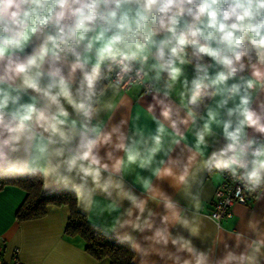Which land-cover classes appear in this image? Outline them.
Wrapping results in <instances>:
<instances>
[{"label":"clouds","instance_id":"9594fccd","mask_svg":"<svg viewBox=\"0 0 264 264\" xmlns=\"http://www.w3.org/2000/svg\"><path fill=\"white\" fill-rule=\"evenodd\" d=\"M185 65L194 70L191 80L184 78ZM133 72L138 78L151 73L148 112L155 117L159 107L163 121L156 119V134L148 138L127 136L123 121L106 127L98 119L112 109L103 100L101 82L115 73V89ZM178 83L187 104L184 117L171 99ZM260 92L264 0H0V178L39 177L44 190L73 193L85 213L98 204L97 195L103 196L110 204L99 214H119L97 230L126 244L140 264H153L152 256L166 264L264 260L260 222L249 219L255 239L236 233L235 247L243 242L244 251L221 240L225 253L213 259L170 230L175 225L169 213L191 237L199 234L194 220L181 216L185 210L178 201L160 189L166 214L156 225L159 214L149 207V197L126 188L123 178L132 164L151 166L161 149L164 122L181 138L180 126L191 123L196 144L194 152L187 149L188 163L170 156L160 162L158 179L183 187L193 200L199 199L200 192L192 189L205 170L227 172L250 192L264 187V100L256 99L253 107ZM216 97L215 107H206ZM213 124L225 143L193 171L191 164L216 135ZM246 129L259 138H249ZM155 190L147 185L149 193ZM124 201L129 206L121 211Z\"/></svg>","mask_w":264,"mask_h":264},{"label":"crops","instance_id":"0c3cea01","mask_svg":"<svg viewBox=\"0 0 264 264\" xmlns=\"http://www.w3.org/2000/svg\"><path fill=\"white\" fill-rule=\"evenodd\" d=\"M30 50L29 48L27 51ZM149 63H152V61L150 60ZM184 71V78L191 80L194 75L192 66L185 65ZM144 77L151 83V73ZM156 86L159 87L160 85ZM103 88L105 89L103 100L112 104V109L101 112L98 118L104 121L106 127H111L112 124L123 121V130L129 137L143 135V137L148 138L156 134L158 127L156 119L162 121L160 109L159 107L156 108V118L148 112V105L153 103V98L151 94L147 95V92H142V86L139 83H131L125 88L117 85L114 89L113 82L106 81L103 84ZM181 91V85L178 83L172 91L171 99L174 108L179 109L180 117H184L187 104L186 100L181 99ZM24 99L27 100L28 97ZM219 99L220 97H216L207 101L206 107L214 108ZM256 99L264 100V92L258 93L257 97L254 98L253 107L256 106ZM181 104L185 106V109L180 106ZM200 111L206 117L205 107H202ZM222 115L223 113L220 111V116L222 117ZM163 127L161 149L152 159L151 166L148 168L137 164L128 166L123 173L125 187L131 188L137 195L145 193L149 197V207L159 214L156 217V225L160 224V216L166 214L163 205H159L161 200L164 199L160 189L170 195L175 201H178L180 207L185 210V212L181 213V216L186 215L190 221L194 220L195 224L198 225L199 234L197 237H191L177 223L179 218L171 213L168 214V220L170 224L175 226L170 230L174 235L180 233L186 238H190L199 250L209 251L213 259L220 258L225 253L224 243L220 242L221 240L226 241L230 248L238 253L244 251L243 242H241L239 248L235 247V236L237 232H240L244 233L248 239H255V235L249 229V219L264 225V187L258 189L246 204H234L232 208L233 214L222 218L216 223L209 216V212L213 207L215 187L221 182V173L205 170L198 175V183L194 184L192 189L193 193L200 192L198 200H193L187 196L183 187H176L173 182L167 179H158L156 175V170L163 167L160 162L167 161L170 156L172 158L180 157L184 163H188V157L192 153L187 151V149L195 151L196 140L193 130L196 125L191 123L187 126L181 125L182 138L170 128L167 122H164ZM212 127L216 135L209 138V146L202 150L203 156L197 157L191 164L193 171L199 168L200 159L206 158L212 151L217 150L225 143L220 127L215 124ZM246 132L249 138L259 136L252 129H246ZM177 141H179V144H177ZM101 155H104L103 149L101 150ZM176 171L178 172L179 169L177 168ZM149 183H152L156 188L151 193L147 191ZM24 196L25 192L14 185H6L0 189V255L4 259H10L13 249L17 248L18 257L22 264H109L106 259H96L90 255L85 250L84 240L80 236L64 233L66 219L69 214L67 205H49L46 214L42 217L17 221L15 219V210ZM96 200L98 204L89 213L81 210L77 199L76 207L91 221L103 228L110 224L112 217L117 216L119 213L111 212L109 214V212H104L103 215H100V210L108 206L110 202L100 195H97ZM128 206L129 202L124 201L121 211ZM133 234L138 239L141 238L140 233ZM143 235H151V232H145ZM229 235L233 237L230 238ZM141 242L143 243L142 240ZM169 247L171 248V245ZM151 261L153 264H166L164 260L157 256H152ZM133 264H140L139 258L136 259L134 252ZM167 264H170V262H167ZM261 264H264V260L261 261Z\"/></svg>","mask_w":264,"mask_h":264},{"label":"trees","instance_id":"16d2710c","mask_svg":"<svg viewBox=\"0 0 264 264\" xmlns=\"http://www.w3.org/2000/svg\"><path fill=\"white\" fill-rule=\"evenodd\" d=\"M205 59L209 60L207 57ZM106 81L103 80L101 85ZM6 185L17 186L25 192L23 200L15 210L17 221L42 217L49 205H67L69 214L64 227L65 234L80 236L84 240L85 250L96 259H106L109 264H133V251L126 244L118 243L114 235L106 236L97 230L102 227L77 209L73 193L44 191L39 177L0 178V189Z\"/></svg>","mask_w":264,"mask_h":264},{"label":"built area","instance_id":"2783aa9c","mask_svg":"<svg viewBox=\"0 0 264 264\" xmlns=\"http://www.w3.org/2000/svg\"><path fill=\"white\" fill-rule=\"evenodd\" d=\"M114 80L115 73H112L107 81L113 82ZM134 82L142 86V92H148L151 83L145 77L138 78L135 72L126 76L119 86L125 88ZM256 137L259 138V136ZM254 193L248 191L241 182L227 172L221 173V182L215 187L213 207L209 212V216L218 223L222 218L229 217L233 214L232 208L234 204H246L254 196ZM0 264H22L18 257V249H13L11 257L8 260L0 255Z\"/></svg>","mask_w":264,"mask_h":264}]
</instances>
